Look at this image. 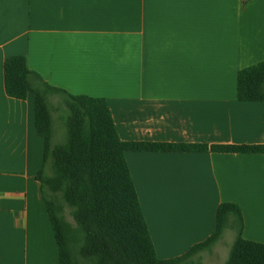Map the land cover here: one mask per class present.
<instances>
[{"label": "crops", "instance_id": "crops-1", "mask_svg": "<svg viewBox=\"0 0 264 264\" xmlns=\"http://www.w3.org/2000/svg\"><path fill=\"white\" fill-rule=\"evenodd\" d=\"M16 55L53 87L105 99L124 142L264 146V100L237 88L241 70L264 63V0H0V264H60L35 95L5 89ZM126 158L160 259L212 236L224 203L264 244V154Z\"/></svg>", "mask_w": 264, "mask_h": 264}, {"label": "trees", "instance_id": "trees-1", "mask_svg": "<svg viewBox=\"0 0 264 264\" xmlns=\"http://www.w3.org/2000/svg\"><path fill=\"white\" fill-rule=\"evenodd\" d=\"M5 89L25 100L35 95V124L45 140V161L39 178L60 248V264H203L198 256L212 252L227 229L235 233L225 264H264V244L243 237L244 218L231 203L220 205L214 234L183 256L157 255L139 194L133 181L128 152H207L264 154V146L173 145L124 142L119 138L108 102L72 95L48 84L33 72L25 56L8 57ZM240 100H264V63L238 74ZM59 97L68 108L66 143H53L51 101ZM50 171V174H49ZM67 208L74 220L66 215Z\"/></svg>", "mask_w": 264, "mask_h": 264}, {"label": "rangeland", "instance_id": "rangeland-1", "mask_svg": "<svg viewBox=\"0 0 264 264\" xmlns=\"http://www.w3.org/2000/svg\"><path fill=\"white\" fill-rule=\"evenodd\" d=\"M56 100L57 101H53V104L54 107L59 108V110L54 113L55 134L53 138V143L56 145H61L66 143L67 140L66 119L68 117L69 110L63 104V100L61 98L58 97L56 98ZM70 212L71 210L67 208V218L71 221V223H74ZM234 239V232L227 230L224 234L222 243L217 244L216 251L212 255H207L206 260L208 261H206V264H225L229 257V253L234 243Z\"/></svg>", "mask_w": 264, "mask_h": 264}]
</instances>
